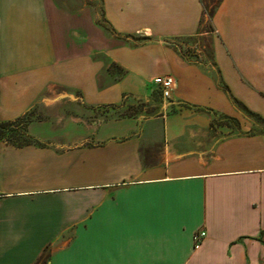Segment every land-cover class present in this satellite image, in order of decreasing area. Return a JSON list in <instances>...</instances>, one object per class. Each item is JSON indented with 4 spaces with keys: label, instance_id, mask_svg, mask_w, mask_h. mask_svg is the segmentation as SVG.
Returning <instances> with one entry per match:
<instances>
[{
    "label": "crops",
    "instance_id": "crops-1",
    "mask_svg": "<svg viewBox=\"0 0 264 264\" xmlns=\"http://www.w3.org/2000/svg\"><path fill=\"white\" fill-rule=\"evenodd\" d=\"M99 4L0 0V122L45 111L34 141H0V264H264V0ZM154 90L147 119L62 109ZM223 116L254 131L216 137Z\"/></svg>",
    "mask_w": 264,
    "mask_h": 264
},
{
    "label": "rangeland",
    "instance_id": "rangeland-1",
    "mask_svg": "<svg viewBox=\"0 0 264 264\" xmlns=\"http://www.w3.org/2000/svg\"><path fill=\"white\" fill-rule=\"evenodd\" d=\"M206 2L213 5L214 3H217L218 0H205ZM213 3V4H212ZM85 4L87 6L93 7L94 11L97 14H100V4L99 0H85ZM138 39V38H134ZM163 101L160 98L159 94L156 90L152 92V95L148 98L147 101L144 99H136V98H127L122 104H120L116 108H111L108 106L105 107H87L82 106L80 103H68L65 106H63V112L66 114V116L73 117L75 119H78L80 122L87 124V123H103L110 120H118L122 116H130L131 118H140V119H147L154 116H159L160 112L163 111ZM59 106H54L53 111L54 115L52 116V120L56 121L58 120V116H55V110L57 108H60ZM168 108H166V111ZM170 108L167 113H169ZM58 112V110H57ZM44 113L45 111L42 110V108L37 105L32 109V119H41L44 120ZM60 117V116H59ZM45 119H50V117L46 116ZM252 121L254 123H259L258 118L250 117L248 121ZM40 121V120H37ZM34 122V121H32ZM29 123L26 125V132L27 136L34 140V138L29 133V126L32 124ZM238 123L225 120L222 117L214 118L211 123V128L213 130V135H216V137H225L229 135H233L236 133H242V132H248L252 133L254 129L247 128V123L243 122V125L245 126L243 129L241 128V122L237 120ZM251 123V122H250ZM18 130L22 131V126L16 125ZM240 126V127H239ZM218 131V133H215Z\"/></svg>",
    "mask_w": 264,
    "mask_h": 264
},
{
    "label": "trees",
    "instance_id": "trees-1",
    "mask_svg": "<svg viewBox=\"0 0 264 264\" xmlns=\"http://www.w3.org/2000/svg\"><path fill=\"white\" fill-rule=\"evenodd\" d=\"M203 1L205 4L206 15H207L208 19H211L216 6L218 5V2L214 3V4L212 3L213 5H211L210 3L206 2L205 0H203ZM100 24H102V26L106 30L112 31L105 24H103V22L100 21ZM119 105H111L109 107L116 108ZM243 110L250 117L258 118L259 120H261L256 114L252 113L251 111H249L244 106H243ZM124 118H131V117L130 116H122L119 119H124ZM222 118L225 120H230V121L238 123L236 119L231 118V117L223 116ZM37 120H41V119H36V120L32 119V110H30L29 112L25 113L23 116L17 118L14 121L0 122V141H4V142H7V143L15 145V146H22V145H25V144H28V143L34 141L33 139H31L27 136L26 125H28L32 121H37ZM19 124L22 126V131L18 130V128L16 126Z\"/></svg>",
    "mask_w": 264,
    "mask_h": 264
},
{
    "label": "built area",
    "instance_id": "built-area-1",
    "mask_svg": "<svg viewBox=\"0 0 264 264\" xmlns=\"http://www.w3.org/2000/svg\"><path fill=\"white\" fill-rule=\"evenodd\" d=\"M153 83L159 88L161 97L164 100H168L171 97V93L176 86V82L172 76H158L153 79ZM205 232L199 231L197 232L193 240L196 245H198L201 240L204 238Z\"/></svg>",
    "mask_w": 264,
    "mask_h": 264
}]
</instances>
